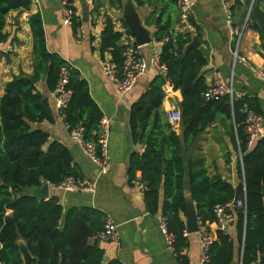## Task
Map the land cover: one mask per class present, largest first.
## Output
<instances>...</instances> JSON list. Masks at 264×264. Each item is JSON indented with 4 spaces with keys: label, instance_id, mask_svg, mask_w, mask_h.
<instances>
[{
    "label": "trees",
    "instance_id": "1",
    "mask_svg": "<svg viewBox=\"0 0 264 264\" xmlns=\"http://www.w3.org/2000/svg\"><path fill=\"white\" fill-rule=\"evenodd\" d=\"M68 1L74 11L73 0ZM31 2L0 0V43L8 40L7 33L3 32L6 15L10 11L29 9ZM156 2L163 6L158 11L154 9L146 23H154V38L162 41L159 63L166 70L156 74L130 106L131 138L134 142H144V149L131 155L129 179H135L136 172H140V180L145 185V210L151 214L160 211L166 218L168 230L174 236L173 252L178 264L189 261L184 253L189 244L184 235L185 175L204 234L208 233L206 222L214 220L213 207L245 193V212L235 211L236 237L217 231L208 250L207 264H230L237 254L240 264H264V137L249 144L242 111L245 105L260 114L257 100L244 95L232 106L226 96L206 100L208 85L202 69L207 59L199 48H185L191 41L190 33L176 30L167 13L173 4L179 13L178 0ZM135 3L141 7L145 0H135ZM120 21L124 28V21ZM189 22L197 39L201 38L190 15ZM28 24L33 37V57L48 91L55 89L61 66H67L64 87L71 96L61 111L64 122L70 128L83 126V140L96 142L103 113L91 97L87 81L61 55L47 50L39 13L30 15ZM79 24L74 14L73 33ZM173 34L175 41L171 38ZM123 35L115 27V20L107 16L99 51L102 55L107 52L118 67L122 65L124 45L119 42ZM4 55L0 51V57ZM169 92H176L179 99L182 135L161 111L163 98ZM217 119L223 124L228 122L225 130L241 155L237 168L243 179L236 186L219 175L209 176L201 154L191 156L187 166L184 163L183 147L187 148ZM51 120L48 98L36 84L21 75L6 83L0 97V264H23L18 239L25 242L33 256L32 264H124L117 258L105 260L103 249L92 244L103 227L102 211L90 206H72L64 212L57 196L38 201L29 195L31 189L45 182L57 185L66 177L83 178L62 142L51 139L44 130L31 127Z\"/></svg>",
    "mask_w": 264,
    "mask_h": 264
},
{
    "label": "crops",
    "instance_id": "2",
    "mask_svg": "<svg viewBox=\"0 0 264 264\" xmlns=\"http://www.w3.org/2000/svg\"><path fill=\"white\" fill-rule=\"evenodd\" d=\"M190 1L192 2L190 16L198 27L201 38L197 39L194 30L189 33L191 40L196 37L199 42L197 48L207 59V64L202 69L207 85H211L212 73L217 70L226 81H232L236 93L256 98L261 116L262 137H264V79L256 74L258 71H264V40L250 12L255 0H231L232 26L240 33L238 55L243 57L245 62L239 60L234 62L233 52L237 36L231 34L222 1ZM132 2L142 24L150 31L152 40L140 47L148 67L137 78L130 91L122 96L117 95L113 83L101 68L102 62L110 56L107 52L102 55L99 51L101 32L107 16L115 20V27L124 34L126 25L123 28L120 20L124 21L125 0H73L74 13L80 20L76 33H73L71 25L64 23L61 18V0H32L29 9L10 11L6 15L3 32L7 33L8 40L0 43V51L5 53L0 57V97L4 94L6 83L14 77L19 75L26 77L33 72L35 63L33 37L28 18L34 13H39L47 50L58 53L80 72L88 83L91 97L111 128L108 143L110 168L103 174L99 172L98 165L84 152L83 146L70 137L57 108L55 97L51 91H48L40 74L41 78L35 84L48 98L52 120L34 123L31 127L44 130L51 139L62 142L70 151L82 177L95 182L96 185L95 191L88 192L53 189L48 184L49 197L57 196L64 212L72 206H90L112 217L118 225V241L113 243L98 239L96 245L103 249L105 260L117 258L124 264H178L176 255L167 246L158 228L157 217L160 211L151 214L145 210L143 195L136 182V179H140V172H136L135 179L130 180L128 176L131 155L134 152L140 153L144 149V142H134L131 138L128 122L130 106L148 87L152 78L160 73L150 64V60L153 55L160 53L162 41L154 38L155 25L147 24L146 20L154 9L158 11L163 6V3L157 5L156 0H145V4L141 7L136 5L135 0ZM258 3L264 11V1ZM84 8L89 11L85 20L82 19ZM167 13L171 15L176 30L187 32L180 22L175 4L168 7ZM132 41V37L124 34L119 43L132 44ZM178 102L176 92L167 93L163 98L161 111L171 104L179 108ZM226 126L228 122L223 124L221 119H217L199 133L187 148L183 147V157L187 166L191 156L203 155L209 176L219 175L223 180L236 186L243 179L242 173L237 168L240 153L228 136ZM176 131L182 135L180 123ZM37 188L31 189L29 193ZM186 195H191L187 174L184 196ZM161 201L162 196L160 203ZM7 214H10V211ZM206 228L216 239L218 230L215 224L206 222ZM201 233L200 226L199 232L187 234L189 244L184 249V253L188 257V264H198ZM226 233L233 238L236 237L235 222L228 227ZM234 261L240 264L238 254L235 255Z\"/></svg>",
    "mask_w": 264,
    "mask_h": 264
},
{
    "label": "built area",
    "instance_id": "3",
    "mask_svg": "<svg viewBox=\"0 0 264 264\" xmlns=\"http://www.w3.org/2000/svg\"><path fill=\"white\" fill-rule=\"evenodd\" d=\"M223 8L225 11L226 21L230 27L231 34L237 36V43L235 50L233 52L234 62L239 60L245 62V59L238 55V42L240 38V33L236 32L232 26V2L231 0H221ZM178 7L180 13V22L185 31H192L193 26L189 22L190 9L192 7V2L190 0H178ZM61 18L64 23L67 25H72L74 11L71 8V4L68 0H61L60 8ZM172 40L175 41V34L171 36ZM141 46H134L133 44H125L122 51V65L118 67L117 63L114 62L110 57L106 58L102 64L101 68L103 73L111 80L113 83L115 92L117 95L122 96L128 91H130L135 85L137 78L142 75L148 67L147 61L143 58L141 51ZM150 64L161 73L166 70L165 66L159 63V54L152 56ZM67 66L63 65L60 68L59 80L55 89L52 91V94L55 97L56 105L59 110V113L62 118H64L62 109L66 106L67 102L70 99L71 93L69 90L65 89L64 85L67 82ZM257 76H260L264 79V71H258ZM205 99L209 100L212 98L226 96L230 105L232 106L233 102L242 97L241 94L234 91L232 81H226L221 73L217 70H214L212 73V83L208 86L207 91L204 94ZM244 113V123L245 130L249 136V144H252L256 139L262 137V126H261V116L253 108H248L244 105L242 108ZM164 116L166 120L177 129L178 124L181 120L180 109L174 105H169L164 110ZM65 123V122H64ZM65 126L69 132V135L72 139L77 141L83 146L84 152L89 156V158L95 162L99 167L100 173H106L110 168V159L108 154V143L111 136V128L108 120L103 117L100 121V130L98 134L97 141H87L83 140L84 128L81 125L70 128L67 123ZM241 160V155H240ZM138 188L140 189L141 194L145 189L144 183L140 179H136ZM49 184V183H48ZM50 185V188L53 189H62L65 191H95L96 185L95 182L85 179L73 177L64 178L57 185ZM246 202H245V193L240 198L227 201L222 204H216L213 207L214 220L212 221L216 229L221 232H226L228 227L235 222V211L241 209L245 212ZM158 228L164 238L167 246L173 251L174 246V236L169 232L167 220L161 214L157 217ZM186 230L184 235L187 236ZM97 239L106 242L116 243L119 238L118 234V225L108 214L104 215L103 218V227L97 233ZM214 240L213 236L209 233H201L200 236V256L198 264H207L209 261L208 250L210 244Z\"/></svg>",
    "mask_w": 264,
    "mask_h": 264
},
{
    "label": "water",
    "instance_id": "4",
    "mask_svg": "<svg viewBox=\"0 0 264 264\" xmlns=\"http://www.w3.org/2000/svg\"><path fill=\"white\" fill-rule=\"evenodd\" d=\"M88 9L84 8L82 13V19H87ZM251 15L254 21L259 27V31L262 39L264 40V11L260 8L258 1H254L251 7ZM123 19L126 25L124 34L128 37H132V44L134 46H143L151 42L150 31L142 24L140 17L135 9L132 0H125L123 6ZM199 42L196 37L186 45L185 48H196ZM32 83H37L41 75L39 73L36 63L33 64V72L26 76ZM30 196L36 198L38 201L49 198V187L48 183L41 184L37 189L32 190L29 193ZM186 212H185V230L187 233H195L200 231V225L197 218L195 204L191 195L184 196ZM97 238L92 242L94 246L97 245ZM17 246L23 261V264H32V255L29 252L26 244L22 240L17 241ZM230 264H237V261H233Z\"/></svg>",
    "mask_w": 264,
    "mask_h": 264
},
{
    "label": "rangeland",
    "instance_id": "5",
    "mask_svg": "<svg viewBox=\"0 0 264 264\" xmlns=\"http://www.w3.org/2000/svg\"><path fill=\"white\" fill-rule=\"evenodd\" d=\"M164 112V111H163Z\"/></svg>",
    "mask_w": 264,
    "mask_h": 264
}]
</instances>
